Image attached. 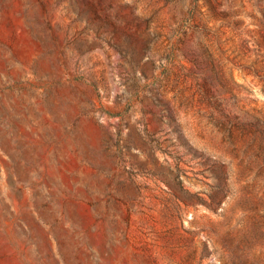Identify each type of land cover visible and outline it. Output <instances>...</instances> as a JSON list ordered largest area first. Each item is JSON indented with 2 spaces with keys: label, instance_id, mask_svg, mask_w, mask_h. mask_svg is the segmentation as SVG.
Returning a JSON list of instances; mask_svg holds the SVG:
<instances>
[{
  "label": "rangeland",
  "instance_id": "obj_1",
  "mask_svg": "<svg viewBox=\"0 0 264 264\" xmlns=\"http://www.w3.org/2000/svg\"><path fill=\"white\" fill-rule=\"evenodd\" d=\"M0 264H264V0H0Z\"/></svg>",
  "mask_w": 264,
  "mask_h": 264
}]
</instances>
